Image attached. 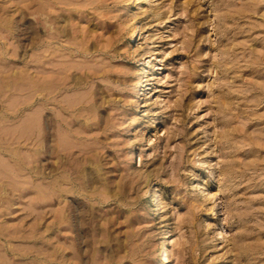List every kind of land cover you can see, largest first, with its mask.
<instances>
[{"label": "rangeland", "instance_id": "374dc122", "mask_svg": "<svg viewBox=\"0 0 264 264\" xmlns=\"http://www.w3.org/2000/svg\"><path fill=\"white\" fill-rule=\"evenodd\" d=\"M166 244L264 264V0H0V264Z\"/></svg>", "mask_w": 264, "mask_h": 264}, {"label": "bare ground", "instance_id": "6f19581e", "mask_svg": "<svg viewBox=\"0 0 264 264\" xmlns=\"http://www.w3.org/2000/svg\"><path fill=\"white\" fill-rule=\"evenodd\" d=\"M40 1V0H39ZM38 2V1H37ZM83 3V2H82ZM35 4H37V3H35ZM39 4V3H38ZM37 4V5H38ZM42 5H40V8H42L43 9V7H41ZM3 9V8H2ZM46 9H44V11H45ZM6 11V10H5ZM37 11H38V8H37ZM42 11V10H41ZM46 12V11H45ZM45 12H43V13H45ZM31 13V12H30ZM10 15V14H9ZM9 15H7V16H9ZM50 15V14H49ZM11 16V15H10ZM9 16V17H10ZM42 16V15H41ZM48 16V15H47ZM61 16V15H60ZM53 17V16H52ZM51 17V18H52ZM3 18L4 17H2L1 19L3 20ZM54 18V17H53ZM6 19V18H5ZM63 19V18H62ZM48 21H49V19H48ZM53 21H56L55 19L53 20ZM64 21H66L65 19H64ZM10 21H8V23H9ZM57 22V21H56ZM56 22H55V24H56ZM58 22H59V20H58ZM5 23V25H6V21L4 22ZM4 23H2V24H4ZM65 23H67V22H65ZM11 24V23H10ZM59 24V23H58ZM64 29V28H63ZM52 30H54V28L52 29ZM62 30V29H61ZM8 30H6V32H7ZM56 32H58V28H57V31ZM62 33V32H61ZM52 34V33H51ZM60 34V33H59ZM58 34V35H59ZM49 35H50V33H49ZM48 35V37H52V36H54L55 34H53L52 36H49ZM62 35V34H61ZM3 36V35H2ZM60 36V35H59ZM56 37V36H55ZM4 38V37H3ZM53 38V37H52ZM64 38V37H63ZM42 39V38H41ZM66 43H68V42H66ZM71 43V42H70ZM73 43H76L75 41L74 42H72V44ZM2 46V45H1ZM18 52V51H17ZM6 53V52H5ZM4 53V54H5ZM41 56V55H40ZM72 63V62H71ZM70 63V64H71ZM67 64V63H66ZM60 65V64H59ZM63 65V64H62ZM74 67V66H73ZM69 68V67H68ZM3 69V68H2ZM10 69V68H9ZM8 69V70H9ZM4 70V69H3ZM2 70V71H3ZM14 73V72H13ZM44 73V72H43ZM15 74V73H14ZM13 75V74H12ZM63 76V75H62ZM15 77H19L18 75L16 76L15 75ZM46 82V81H45ZM54 82V81H53ZM65 82V81H64ZM30 83V82H29ZM50 83H52V82H50ZM60 83V82H59ZM70 83V82H69ZM78 83H79V81H78ZM70 85V84H69ZM13 86V85H12ZM58 87V86H57ZM53 89V88H52ZM57 89V88H56ZM42 91L43 90H45V89H41ZM36 91V90H35ZM38 92V91H37ZM54 92V91H53ZM50 93H52V91L50 92ZM49 93V94H50ZM74 93V92H73ZM4 94V93H3ZM64 95H66V94H64ZM69 95V94H68ZM46 96H48V95H46ZM84 97V96H83ZM81 98V97H80ZM79 98V99H80ZM44 99V98H43ZM17 100V99H16ZM82 100V99H81ZM87 101V100H86ZM73 102H74V100H73ZM76 103H79L78 101L76 102ZM86 103V102H85ZM70 105H71V102H70ZM40 106H38V108H39ZM68 107H70L69 105H68ZM41 108V107H40ZM39 108V113L41 114V109ZM83 110V109H82ZM83 112V111H82ZM84 112H86L85 110H84ZM92 112V111H91ZM87 113H88V111H87ZM40 114H39V117H40ZM71 114V113H70ZM93 114V113H92ZM88 115V114H87ZM73 116V115H72ZM58 117V116H57ZM63 117V116H62ZM67 118V117H66ZM70 119V118H69ZM74 119V118H73ZM72 119V120H73ZM76 119V118H75ZM41 120V119H40ZM63 120V119H62ZM78 120V119H77ZM76 120V121H77ZM69 121V120H68ZM88 121V120H87ZM64 122V121H63ZM71 122V121H70ZM73 123V122H72ZM83 124V123H82ZM66 125H68L67 123H66ZM71 125V124H70ZM70 125H68V126H70ZM20 126V125H19ZM89 127V126H88ZM3 128V127H2ZM42 129V128H41ZM8 130V129H7ZM15 130V129H14ZM42 131V130H41ZM7 134V133H6ZM39 134H40V132H39ZM60 134V133H59ZM32 135V134H31ZM70 142V141H69ZM42 143V142H41ZM40 144V143H39ZM73 145V144H72ZM75 145V144H74ZM64 147V146H63ZM64 150H65V148H64ZM67 151L69 152L68 154H65L64 153V155H66V156H64V155H62L61 154V152L60 151H56L54 154L56 155V158H57V165H58V167L59 166H61L62 167V165L63 166H65L66 167V169H68L69 167H73L74 165H69V163H68V160L70 161V158H73V155L70 153V151H69V149H67ZM11 155V154H10ZM96 157V156H95ZM83 158V159H82ZM80 159H82V160H84L85 159V157H82L81 156V158H79V160ZM96 159H97V157H96ZM74 160V159H73ZM87 160V159H86ZM98 160V159H97ZM72 163V162H71ZM80 163V162H79ZM78 162L76 163V160H75V166H77L78 168H77V171H78V169H79V167H80V165L78 166V164H79ZM77 164V165H76ZM82 164V163H81ZM83 165H84V162H83ZM89 166V165H88ZM57 167V168H58ZM64 167V168H65ZM82 167V166H81ZM80 167V168H81ZM60 168V167H59ZM88 168V167H87ZM74 169H75V167H74ZM71 170V169H70ZM83 170V169H82ZM73 171V170H72ZM64 172H66L65 170H64ZM70 172V171H69ZM71 173V172H70ZM77 174V173H76ZM83 175V174H82ZM79 183V182H78ZM56 249V248H55ZM57 250V252L58 253H60L59 251L61 250V248H57L56 249ZM169 253H170V250H169V248H168V246H167V244L161 249V251H160V257H161V261L164 263V264H167L168 263V261H169ZM57 258V257H56Z\"/></svg>", "mask_w": 264, "mask_h": 264}, {"label": "clouds", "instance_id": "9594fccd", "mask_svg": "<svg viewBox=\"0 0 264 264\" xmlns=\"http://www.w3.org/2000/svg\"><path fill=\"white\" fill-rule=\"evenodd\" d=\"M149 175H150V174H149ZM144 178H145V180L147 181L148 177L145 176ZM117 183H119V181H117ZM158 191H159L158 189H153V196H155L156 193H157Z\"/></svg>", "mask_w": 264, "mask_h": 264}]
</instances>
